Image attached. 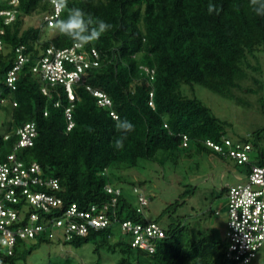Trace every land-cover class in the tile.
I'll return each mask as SVG.
<instances>
[{
	"label": "trees",
	"instance_id": "obj_1",
	"mask_svg": "<svg viewBox=\"0 0 264 264\" xmlns=\"http://www.w3.org/2000/svg\"><path fill=\"white\" fill-rule=\"evenodd\" d=\"M209 4L217 11L210 14ZM0 6L15 9V17L8 24L3 23L4 15H0L4 31L0 49V110L8 103L11 116L10 129L0 135V164L12 167L14 162L9 156L14 153L17 162L29 172L27 186L31 191H46L62 199L48 216L62 215L76 203L84 210L96 206L95 214L105 212L110 217L103 227L96 229L90 225L85 235L74 231L64 240L48 237L44 232L28 239L19 237L12 252L7 245L0 244L4 249L2 260L13 261L22 245L32 249L28 241L57 240L74 248L91 242L96 264L228 263L230 241L226 230L222 236L214 228L195 226L182 219L164 227L146 216L145 211L140 213L137 194L132 192L131 198L120 185L125 182L126 171L141 161L174 166L192 147L224 158L207 140L225 147L226 139L235 144L251 143L253 151H257L254 157L264 163L258 130L229 136L230 122L218 117L198 96L184 92V85L201 84L234 99L239 96L236 91L254 89L252 83H257L262 71L257 54L264 51V17L251 10L249 0H68L69 8L79 7L112 25L99 40L87 44L101 52V62L88 68L84 79L75 85L73 101L63 84L44 94L42 87L46 82L32 71L34 59L47 47L63 48L73 43L44 20L45 14L53 12L50 0H19L17 5L5 2ZM35 15L43 16L40 25L25 21L26 16ZM66 18L67 9L61 12L60 19ZM21 45L29 61L18 71L17 86L12 89L6 85V78ZM141 65L155 69L153 79ZM88 86L105 92L112 104H100L99 97ZM151 91L154 106L150 104ZM70 105L73 125L68 129L66 108ZM116 118H127L135 125L122 149L114 147L115 140L122 135L115 128ZM27 123L35 126L34 142L15 148L21 136L17 130ZM6 134L9 136L5 137ZM184 134L188 136L187 145L183 144ZM234 161L241 166V173L249 169L248 164ZM33 164L39 166V171L30 172ZM34 178L38 181L33 182ZM51 179H56L59 186L48 184ZM108 185L120 187L122 193L109 210L103 211L114 197L106 190ZM13 186L19 200L8 201L7 206L23 217L9 225L16 230L30 225L28 216L38 210L23 193L22 186ZM226 188L228 196V184ZM227 201L228 197L225 208ZM43 216L42 211V220ZM127 219L144 224L155 221L163 227L165 236L153 240L152 253L134 246L132 234L122 232L121 224ZM117 229L121 234L117 235ZM124 235L129 240H124ZM103 249L105 253L101 252Z\"/></svg>",
	"mask_w": 264,
	"mask_h": 264
},
{
	"label": "built area",
	"instance_id": "obj_2",
	"mask_svg": "<svg viewBox=\"0 0 264 264\" xmlns=\"http://www.w3.org/2000/svg\"><path fill=\"white\" fill-rule=\"evenodd\" d=\"M17 5L19 0H0L1 3ZM0 15H4L3 23H10L15 17V9L1 7ZM61 12L53 6V12L44 15V20L48 26H54L60 19ZM3 29L0 27V49L3 47L2 34ZM23 47H17V60L15 65L9 70L6 85L12 89L16 88L18 71L24 63L29 61V56L23 53ZM101 62V52L94 46L85 45L77 47L73 42L70 46L59 48L50 46L34 59L32 71L40 75L46 85L42 87L44 94H49L52 87L57 84H63L67 91L70 101L76 99L75 85L84 79L88 68L99 66ZM141 67L147 72L151 79L155 76V69L146 65ZM88 88L93 94L99 97V103L102 105H111L112 101L105 92L99 89ZM150 104L153 103V91L150 92ZM58 105L59 103L56 102ZM113 116L117 117L114 111ZM66 115L69 121L68 129L73 125L72 105L66 108ZM17 132L20 138L15 148L32 145L36 135V129L33 123H27L20 127ZM9 135H5L8 137ZM183 144H188V136L183 135ZM207 144L212 146L216 151L236 160L238 163H246L249 169L242 173L243 181H238L229 185L227 210V227L226 235L229 238L228 253L229 262L226 264H245L257 256L258 251L264 244V163H259L257 158L252 156L253 146L251 143H233L230 139L225 140V145L207 140ZM14 164L9 167L7 164H0V244L7 245L9 252H12L18 238L28 239L34 237L37 233L44 232L48 237L64 240L71 237L72 232L85 235L89 226L99 228L110 222V217L105 212L94 213L96 206L89 210L80 209L76 203H72L62 215L48 216L53 207L62 203V199L48 194L46 191H31L28 188L29 172L22 168L21 162H17L16 155L12 153L9 156ZM30 172L39 171V166L33 164ZM40 180V179H39ZM38 179L34 178L33 182ZM40 182H43L42 179ZM48 184L58 187L56 179L49 180ZM13 185L22 186L23 193L27 194L29 201L34 204L38 211L32 212L28 219L30 225L20 226L16 230L9 226L14 221L23 219L16 210L7 206V202L13 203L19 200ZM106 190L114 194L113 200L104 205L107 211L117 202V196L122 193L120 187L107 186ZM133 192L137 194V210L144 212L148 205V197L139 186L133 187ZM42 211L44 212L43 220ZM40 220V222L38 221ZM123 233H131L133 236L132 244L142 248L148 253L154 251L153 240L165 236V230L155 221H149L146 224L134 222L130 219L121 224Z\"/></svg>",
	"mask_w": 264,
	"mask_h": 264
},
{
	"label": "rangeland",
	"instance_id": "obj_3",
	"mask_svg": "<svg viewBox=\"0 0 264 264\" xmlns=\"http://www.w3.org/2000/svg\"><path fill=\"white\" fill-rule=\"evenodd\" d=\"M42 18L41 15L26 16L25 21L40 25ZM257 56L262 71L257 76V83L255 81L252 83L255 90L236 91L239 96L234 99L224 97L201 84H193V87L184 85V92L198 96L218 117L230 122L231 125L227 128L229 136L235 137L238 133L245 134L258 130L263 149L264 51L258 52ZM9 109L8 103H5L0 110V135L10 129ZM256 152L253 151V157ZM188 154L183 155L177 165L170 167L161 166L151 160L141 161L137 167L126 171L127 180L124 178L125 182L122 181L120 186L131 198H134L133 183L138 184L148 197V206L144 208L146 216L158 220L164 227L182 219L195 226L214 228L217 234L224 236L227 227L226 185L243 181L241 166L230 158H223L213 152L193 147ZM116 231L117 235L121 234L120 230ZM129 238L123 236L124 240ZM27 243L28 246L33 245L32 249L20 246L18 256L11 262L2 260L4 249L0 247V264H96L97 262V255L92 252L91 242L78 248L59 243L57 240ZM101 252L105 253V250ZM250 264H264V244Z\"/></svg>",
	"mask_w": 264,
	"mask_h": 264
},
{
	"label": "clouds",
	"instance_id": "obj_4",
	"mask_svg": "<svg viewBox=\"0 0 264 264\" xmlns=\"http://www.w3.org/2000/svg\"><path fill=\"white\" fill-rule=\"evenodd\" d=\"M50 2L57 12L67 9V18L58 19L54 27L61 35L70 38L77 47H83L99 40L104 33L112 28L111 24L94 18L79 7L69 8L68 0H50ZM249 7L257 16L264 17V0H249ZM208 11L211 14L217 9L214 5L209 4ZM115 128L122 135L115 140L114 147L122 149L127 134L135 130V125L127 118H116Z\"/></svg>",
	"mask_w": 264,
	"mask_h": 264
},
{
	"label": "crops",
	"instance_id": "obj_5",
	"mask_svg": "<svg viewBox=\"0 0 264 264\" xmlns=\"http://www.w3.org/2000/svg\"><path fill=\"white\" fill-rule=\"evenodd\" d=\"M237 176V175H236ZM237 178H238V176H237Z\"/></svg>",
	"mask_w": 264,
	"mask_h": 264
}]
</instances>
